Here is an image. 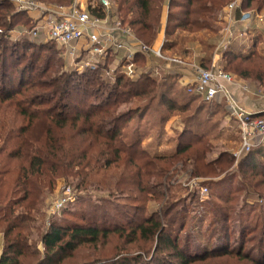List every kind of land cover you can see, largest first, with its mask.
<instances>
[{"label":"trees","instance_id":"1","mask_svg":"<svg viewBox=\"0 0 264 264\" xmlns=\"http://www.w3.org/2000/svg\"><path fill=\"white\" fill-rule=\"evenodd\" d=\"M33 1L55 6L72 3ZM119 1L122 24L143 44L154 47L164 34L163 52L186 60L189 46L197 42L206 66L201 68H211L213 40L218 34L216 17L230 0ZM14 5L0 0V110L5 115L0 118V264H264V211L251 227L243 226L232 238L228 222L231 213L238 212L233 206L226 208L228 212L216 207L218 233H212L205 243L193 241L190 232L183 234L186 215L171 202V196L165 197L168 187L161 181L169 179L177 166L191 167L196 177L220 178L230 174L234 162L229 153L208 158L213 153L209 136L217 122H212L210 111L200 118L206 106L196 104L197 97L205 100L189 86L190 93L181 88L173 92L182 75L168 73L158 82L147 72L130 81L117 72L109 86L100 71L60 73L62 64L54 55L38 66L40 52L58 54L59 48L29 37L8 43L11 31L36 26L27 12H17ZM263 10L264 0H242L236 18L241 11ZM92 11L98 18L105 16L102 10ZM256 46L247 52L228 49L222 66L225 73L264 91V51ZM114 57L110 55L108 63ZM134 59L147 70L153 57L138 53ZM123 64L120 60L119 66ZM163 87H170V92ZM121 104L129 106L122 112ZM152 106L161 122L174 117L180 120L182 129L175 131L177 143L172 152H150L143 146L147 129L138 121L132 129L126 125L134 116L146 118L145 110ZM160 126L158 144L165 130L164 123ZM207 127L210 130L205 132ZM111 167L119 173L110 176L107 192L126 194L122 202L105 200L74 211L71 220L58 223L48 218L37 223L46 214L45 192L52 193L60 180L73 178L74 189L87 193L90 186L98 189L91 176ZM238 167H250L243 180L264 200L260 192L264 191V146L242 158ZM151 201L157 210L149 212ZM112 239L116 240L114 253L106 249Z\"/></svg>","mask_w":264,"mask_h":264},{"label":"rangeland","instance_id":"2","mask_svg":"<svg viewBox=\"0 0 264 264\" xmlns=\"http://www.w3.org/2000/svg\"><path fill=\"white\" fill-rule=\"evenodd\" d=\"M12 2V0H9ZM13 3V2H12ZM42 3V2H39ZM42 4H45V6H55L48 3L43 2ZM15 6V9L17 12H19V9ZM112 8L114 13L118 14L119 16V9H120V1L119 0H113ZM16 12V11H15ZM25 12V11H24ZM264 13V10H263ZM165 14H166V8L163 9V21L165 20ZM27 15V14H26ZM219 14H217L218 17ZM27 16H30L29 14ZM26 16V17H27ZM216 17V21H217ZM32 19V17L30 16ZM33 20V19H32ZM112 22V20H110ZM163 28V24H162ZM26 31L17 29L10 32L8 36L7 42L11 44L17 43L18 41L21 42L23 39L28 38L29 34L28 32L30 29L25 28ZM31 38V37H29ZM33 39V38H31ZM158 37V41H159ZM159 42H156L153 46H157ZM190 47V52L192 53V48H194V53L200 54L202 56V48L200 46H194ZM53 49H55L53 47ZM263 50L264 51V41L261 42L258 46V51ZM51 52L48 53V51H42L40 53L42 58L38 62V66H42L45 63L46 57L53 56L57 61H60L62 64V67L59 68V72H82L83 70H91V71H100L101 78L110 86L113 84L114 77L117 72L123 74L125 78H127L130 81H135L140 78V75L143 73H149L152 78H154L155 81L162 80L163 76H165L168 73L164 72H155V70H151L152 68L159 67V69L164 68L163 63L160 64L159 61L155 60L151 62L149 60V68L147 70H143V67L141 65H137V63L134 64V72L131 76L126 75L127 71V65L124 68L123 66H118L117 62L113 64L112 62L108 63V58L104 62L98 63L97 65L92 67L85 68V65H82L81 62L77 59H73L72 57L67 56L62 49H58L59 53H55L54 50H50ZM46 52V53H45ZM201 52V53H200ZM215 52V50L213 51ZM175 56V55H171ZM177 57V56H176ZM115 58V57H114ZM119 58H122L121 56ZM188 58V57H187ZM185 60V59H184ZM221 60V58H219ZM186 62L189 64V61L186 60ZM199 66V65H198ZM212 66V65H211ZM201 67H206L201 65ZM171 69L179 68L184 69L183 66H176L171 65ZM186 68H189L187 65ZM203 68V69H204ZM212 68V67H211ZM210 68V69H211ZM154 71V73H153ZM197 72V71H193ZM175 88L173 89V92L178 91L181 89L187 90L185 81L182 79L179 81V83H176ZM166 90L170 92V87H163ZM188 91V90H187ZM189 92V91H188ZM194 92V91H193ZM191 92V93H193ZM264 92V91H261ZM190 93V92H189ZM264 94V93H263ZM172 96V95H171ZM131 100H136L132 98ZM184 100V99H183ZM180 102V100H179ZM213 103L207 104L205 101H203L200 97H197V103L198 105H205V110L201 113L200 118L204 117L208 114L210 111L212 113V122H217L214 125V128L210 132L209 136V143L213 147V153L212 155H209L208 158L210 160L216 159L220 154L229 153L232 158L234 159L233 165L228 170L230 173L227 177L225 174L221 175L220 178H212V177H196L193 175L191 167L185 168L184 166H177L174 171L170 174L171 176L169 179H163L162 184L168 187V193H165V197H169L171 202H175L178 204V210L183 212L186 215V223L183 224V234H188L190 232V235L192 237V240H197L199 242H205L207 243V240L209 239V236L215 235L218 232V229L216 227L217 223L214 225V222L217 218V216L220 214L219 211H216V207L222 208L221 212L227 211L226 208H229L230 206H233L235 208L234 212H238L237 215L234 213H231V219L228 222V227L230 234L232 238L235 236L237 237L239 235L240 230L243 228V226H249L251 227L255 221L256 216H259L262 211H264V200L259 199V195L256 193L255 189L252 188L247 181L243 180V175L246 176V174H250L251 170L250 167H245L242 170L239 169L238 164L241 162L238 158L235 157V153L238 151L240 147V138L238 137V128L235 123V121L230 118L229 112L222 104H216V100L212 101ZM156 103V102H155ZM154 103V104H155ZM142 105V104H140ZM129 104H121L118 108L122 112L127 109ZM153 106H156L153 105ZM146 111V118H139L134 116L133 120L126 125L132 126L130 129L134 128L137 123L139 122V125L143 128L147 129V133L149 135L143 142V146H146L149 148L150 152H165L169 153L174 151L175 145L177 143V140L175 139L176 136V130H181L182 125L179 124L180 120L178 118H172L169 119L166 124L165 121L161 122L160 117L157 113H155L153 107ZM207 108H209L207 110ZM125 109V110H124ZM215 113V114H213ZM175 114V113H174ZM5 117L3 116V110H0V118L2 119ZM138 121L137 123H135ZM164 123L165 130H164V138L161 140V143L158 144L157 142V132H161V126ZM210 130L208 127L205 130L207 132ZM200 132H203V128H199ZM242 171V172H241ZM119 173V170L115 169L114 167H111L109 170H106L105 172L101 173H95L91 177V181L94 184H98V189H96L94 186H90L89 192H83L81 190H75L72 183L75 181L73 178L70 180L65 179L60 180L57 184V186L54 188L53 192H45V195L43 197V204H44V211L46 214H44V217L39 218V221L37 223H44L48 218H54L58 223H61L66 220L72 219V213L76 210H80L83 208H88L92 205H100L103 201L109 200L112 202H118L122 199L126 198V194L115 193L113 195L108 194L107 192V186L108 181L111 175ZM232 174V176H230ZM225 176V177H224ZM227 178H230L229 181L223 182L222 179L226 180ZM218 183H221L217 185ZM152 185V183H151ZM154 185V184H153ZM217 185V186H216ZM70 188L73 198L67 205L59 212L51 213V204L54 202V200L62 197L64 194V189ZM203 188V189H201ZM206 189L207 192H204L203 190ZM264 194V191H260ZM169 194V195H168ZM132 197L138 196L137 193H131ZM147 198L148 200L150 199ZM204 196V198H202ZM231 200V203L229 202ZM122 202V201H120ZM119 204V203H118ZM51 209V210H50ZM66 210V211H65ZM152 210H157V205L155 202H149L148 203V210L151 212ZM68 211V212H67ZM228 212V211H227ZM242 215V218L240 217ZM46 217V218H45ZM241 219L240 223L238 220ZM215 231V232H214ZM217 232V233H216ZM216 237V236H215ZM214 239V237L212 238ZM215 242V240H213ZM116 242V240H115ZM114 239H112V243L110 245H107L106 249L111 253L113 251L114 247ZM117 252L116 250L113 251ZM109 254V253H108Z\"/></svg>","mask_w":264,"mask_h":264},{"label":"built area","instance_id":"3","mask_svg":"<svg viewBox=\"0 0 264 264\" xmlns=\"http://www.w3.org/2000/svg\"><path fill=\"white\" fill-rule=\"evenodd\" d=\"M19 11L27 12L36 26L28 32L29 37L41 39L44 42H53L63 52L75 60H79L85 68L104 62L110 55H116L113 62L119 66L120 60L127 65L126 75L134 72L135 55L141 53L153 57L151 62L157 60L163 63L164 68L156 67L155 72L171 73V65L190 66L186 60L167 55L163 52V42L154 47L143 44L128 26H124L113 11V0H72L68 6H45L33 0H12ZM242 0H230L225 6L226 18L229 23H248L253 19L264 22L262 12H243L236 18L237 9ZM99 9L105 13L104 18L93 16L92 10ZM112 20V22H110ZM231 28H227L220 37L217 50L224 52L230 47L232 40ZM122 58H119V57ZM196 68V69H195ZM195 77L185 83L195 94L205 101L219 100L229 112L238 128L240 147L235 157L241 160L254 149L264 146V112L257 114L243 102L237 99L225 87L224 82L240 86L244 92L249 91L248 85L235 82L233 75L224 72L222 67L213 66L211 69L195 67ZM154 73V71H153ZM165 73V74H166ZM260 115V116H259ZM203 189V188H201ZM207 192L206 189L203 190ZM63 196L51 204V213L59 212L71 201L73 194L70 188H65ZM204 198V196H202ZM50 209V210H51Z\"/></svg>","mask_w":264,"mask_h":264},{"label":"crops","instance_id":"4","mask_svg":"<svg viewBox=\"0 0 264 264\" xmlns=\"http://www.w3.org/2000/svg\"><path fill=\"white\" fill-rule=\"evenodd\" d=\"M216 25L218 28V34L214 38L213 42L215 44V52L213 53V56L211 57L210 67L213 66H219L222 67L223 64V57L225 55V52L218 51L217 44L222 36L223 32L227 28H231L232 32V40L230 43V47L228 49H241L243 52H247L252 45H257L256 49H258V46L261 42L264 41V22H260L259 20L253 19L252 21L248 23H229L228 18H226V10L223 8L218 13ZM236 16V14H235ZM159 44L164 41V34H161L159 36ZM158 44V45H159ZM199 46L197 42L192 45ZM192 48V53L194 52ZM191 52L186 55V60L189 61V68L179 69L174 68L173 72L171 73H180L182 75V79L185 81V83H189L194 77V68L195 67H201L202 63L205 62V60H201L200 54L195 55L196 53L192 54ZM201 53V52H200ZM188 57V58H187ZM221 58V60H219ZM199 65V66H198ZM196 69V68H195ZM233 75V74H232ZM235 82L238 84H247L248 90L247 92H244L241 90L240 86H236L231 83L224 82L225 87L229 90L231 94H233L237 99H239L241 102H243L247 107H249L252 111L257 112V114L264 112V92H261L262 90H259L256 88L253 84H248L247 82L243 81L240 77L233 75ZM250 85V86H249ZM216 102L220 103L219 100ZM221 104V103H220ZM223 105V104H222ZM3 251V236L0 234V257Z\"/></svg>","mask_w":264,"mask_h":264}]
</instances>
